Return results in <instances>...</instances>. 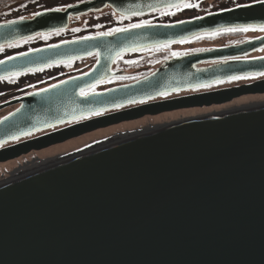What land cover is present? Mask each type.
<instances>
[{"label": "water", "instance_id": "1", "mask_svg": "<svg viewBox=\"0 0 264 264\" xmlns=\"http://www.w3.org/2000/svg\"><path fill=\"white\" fill-rule=\"evenodd\" d=\"M184 1L86 0L45 10L0 23V46L64 29L71 16L107 6L131 16ZM231 8L64 40L0 60L1 79L97 56L82 74L0 103V110L20 104L0 119V145L64 125L1 148L0 162L146 115L263 94L264 78L150 101L263 75L264 55H245L264 47V34L172 57L134 82L83 93L117 76L112 66L122 54L264 23L260 4ZM217 60L225 61L199 66ZM134 133L1 184L0 264H264V103Z\"/></svg>", "mask_w": 264, "mask_h": 264}, {"label": "rangeland", "instance_id": "2", "mask_svg": "<svg viewBox=\"0 0 264 264\" xmlns=\"http://www.w3.org/2000/svg\"><path fill=\"white\" fill-rule=\"evenodd\" d=\"M16 1V2H15ZM225 1L229 0H189L188 3L183 8H178L174 10H168L165 14L161 16L151 15L146 17L147 21L151 20H159V19H177L183 17H190L201 15L203 13L210 12L214 9H218L225 4ZM238 1H248V0H233V4ZM24 0H13V3L10 0H0V20L2 18H6L11 16L13 11L22 7ZM224 3V4H222ZM228 3L226 5H230ZM30 9V8H29ZM125 19L112 12L110 10H104L99 13L90 14L87 16H82L76 19L75 23L72 24L70 30L65 32H56L55 34H51L50 40L57 41L65 38H69L72 36V29L78 28L79 31L90 33L98 29L99 32H107L113 30L118 23H124ZM259 31L249 30L242 31L241 33H225L218 35H204L202 37L185 41L181 43H176L168 46L166 49L162 50H152L143 53H133L122 57L118 62H116L114 69L119 71L122 75L118 77L119 79H111L108 82H104L95 87V90L107 89L109 87L119 85L122 83H127L129 81H133L139 76L143 74L144 69L147 71L155 70L157 67L161 66L164 63V59H170L172 56H180L182 54L191 53L194 51H198L201 48H209L218 45H226L230 42H237L244 40L248 37H252L258 34ZM38 39L33 38L28 40L25 43L26 47H31L38 44ZM42 42V41H41ZM24 43L17 44L15 46L6 47L1 50L3 54L9 53L11 50H20L22 49L21 45ZM25 48V47H24ZM2 54V55H3ZM264 54V49L259 52L258 55ZM1 55V56H2ZM96 61V57H89L87 59L77 60L75 62L69 64H63L54 66L39 72H30L16 78L15 80H7L0 82V90L6 88L8 85L14 87L13 89L8 90L7 92H0V103L9 101L13 98L20 97L21 92H33L34 89L43 87L48 84H52L57 80L64 78L65 76L72 73H79L84 70H88ZM142 72V73H141ZM243 81H250V79H235L231 83H227L226 85L231 84H240ZM221 85H211L205 88L191 90L187 92H181L170 97L182 96L185 94H191L195 92H203L208 90H213L215 88L218 89ZM221 88V87H220ZM29 93V92H28ZM249 97L245 98L242 101H234L231 104L226 106L225 108L230 109L231 107H241L249 105L252 102H263L264 96L262 95H247ZM165 97H169L168 95ZM16 106H10L8 108L0 110V117L4 116L8 112L12 111ZM216 106H207V107H196V108H187L169 111V113H165L158 116H148L143 119H137L135 121L116 124L113 126H109L104 129H99L98 131H94L92 133H88L70 141H66L60 143V145L55 146L53 148L43 149L39 151H34L29 155L23 156L19 159H16L12 163H6L0 165V182L4 181L7 175H11V172L18 168L21 164L30 162V161H39L46 160L51 158L61 157L67 154H71L77 150H80L84 147L90 146L92 144H96L100 141L109 139L116 135H125L128 133H132L138 131L145 127L158 126L160 124L169 123L172 121L191 118L195 116H201L204 114H211L218 112L216 109L223 110L222 107Z\"/></svg>", "mask_w": 264, "mask_h": 264}, {"label": "flooded vegetation", "instance_id": "3", "mask_svg": "<svg viewBox=\"0 0 264 264\" xmlns=\"http://www.w3.org/2000/svg\"><path fill=\"white\" fill-rule=\"evenodd\" d=\"M7 1H8V0H7ZM10 1L13 3V0H10ZM46 1H55V0H24V3H23V5H22L21 8L15 10V12L13 11V13L11 14V16L6 17V18H2V19L0 20V23L7 22V21L18 20V19H21V17H23V19L31 18V17L35 16L36 14H38V13H40V12H42V11H45V10H51V9H64V8H66V7L69 6V5L76 4V3H79V2H82V1H86V0H77V1H73V2L68 3V4H66V5H63V6H61V7H48V8H45V7H46V4H45ZM188 1H189V0H186V1H184L183 3H181L180 5L175 6V7H165V8H161V9H158V10H154V11H152V12H150V13L142 14V15H131V16H125V15L119 14V13L116 12L113 8H111L110 6H107V7L103 8V9H101V10L90 11V12H87V13H84V14H80V15H77V16H71V17H70L69 25H68L66 28H64V29H59V30H55V31H51V32H45V33H44V32H40V33L34 34V35L30 36V37H27V38H24V39H21V40L15 41V42H13V43H8V44H4V45L0 46V60L4 59V58H6V57H9V56H11V55H14V54H18V53H21V52H25V51H28V50H31V49H35V48H38V47H42V46H45V45L55 44V43H58V42H61V41H64V40L75 39V38L84 37V36H93V35H97V34H101V33H114V32H116V31H115L116 29H124V28L130 27V26H132V25H134V24H144V23H169V22H174V21H179V20H184V19H188V18H192V17L199 16V15H196V16H190V17L177 18V19H173V20H171L172 18H170V19L151 20V21H147V20L145 19L146 17L151 16V15H154V14L157 15V16H161L162 14H165L168 10H174V9H178V8H179V9H180V8H183V7L186 6V4L188 3ZM15 2H16V1H15ZM251 2H253V0H248V1H238V2H235V4H233V3H234L233 0H229V1H225V4L222 3V4H224V5L221 6L220 8H218V9H214V10H212V11H210V12L218 11V10H222V9H226V8H231V7L236 6L237 4H247V3H251ZM228 3H231V4H230V5H226V4H228ZM29 5H30V6H29ZM33 6H34L35 9H39V10L33 11V12H31V13H24V14L21 15V17L13 18V15H14L15 13H19V12L21 11V9L24 10V8H25V9L27 10L28 7H33ZM104 10H110V11H112V12H115L116 14H118L119 16H121L122 18H124V19H125V22H124V23H118L115 27L112 28L113 30H111V31H107V32H99V31H97L98 29L96 28V30L93 31V32L83 34V33H85V32H82L81 30L79 31V29H78L77 27H76V28L73 27V29H72V36H71V37H69V38H65V39H62V40H57V41H56V40H55V41H51V40H50V37H49V36H50L51 34H55L56 32H65V31L70 30L72 24L75 23L76 19H78L79 17L87 16V15L94 14V13H99V12H102V11H104ZM207 13H208V12H207ZM203 14H205V13H203ZM203 14H201V15H203ZM256 31H259V33L256 34V35H254V36H252V37H248V38H246V39H244V40L237 41V42H230V43H228V44H226V45H218V46H213V47H209V48L224 47V46H229V45H237V44L243 43V42H245V41L251 40V39H253V38L259 37V36H261V35L264 34V31L259 30V28H257ZM241 32H242V31L226 32V31L221 30L219 33L216 32V33H214V34H206V35H218V34H225V33H241ZM202 36H204V35L201 34V35H199V36H196V37L191 38V39L186 40V41H190V40H193V39H196V38L202 37ZM33 38H40V39H38V44H36V45H34V46H31V47H26V45H25L24 42H26V41H28V40H31V39H33ZM41 41H42V42H41ZM184 42H185V41H184ZM21 43H24V44L21 45L22 49H20V50H11V51H9V53H6V54H3V53L1 52V50L4 49V48H6V47L15 46V45H17V44H21ZM180 43H181V42H180ZM172 44H176V43L165 44V45H163V46L154 47V48H148V49H144V50H140V51H135V52H131V53H125V54H122V55L118 56V57L115 59V61H114V63H113V66H112L113 71H114V72H117L118 75H117V76H114V77H111L110 79H108V80H106V81H103V82H101V83H98V84L94 85L92 88H90V89L87 90V91H84L83 93H88V92H91V91H98V90H95V87H96L97 85L102 84V83H104V82H108V81L111 80V79H115V78H116V79H119L118 77H120L122 74H121L119 71H116V70L114 69V66H115L116 62H118L122 57H124V56H126V55H129V54H133V53H143V52H148V51H152V50H153V51H154V50L156 51V50H158V49H159V50L166 49L168 46H170V45H172ZM24 47H25V48H24ZM209 48H201L200 50H205V49H209ZM263 49H264V47L261 48V49H259V50H256V51H254V52H251V53L245 55V57L248 58V57L263 56L264 54H262V55H258L259 52H260L261 50H263ZM200 50H198V51H200ZM194 52H197V51H194ZM191 53H192V52H191ZM2 54H3V55H2ZM187 54H188V53H187ZM1 55H2V56H1ZM182 55H183V54H182ZM91 57H96V60H97V56H96V55H93V56H91ZM172 57H176V56H172ZM86 59H87V58H86ZM81 60H82V59H81ZM166 60H168V59L165 58V59H164V62H165ZM75 61H77V60H75ZM75 61L64 62V63H60V64H57V65L48 66V67H46V68H44V69L37 70V71H28V72L23 73V74H18V75L8 76V77H5V78H1V79H0V82L7 81V80H10V79H11V80H15L16 78H19L20 76H22V75H24V74H27V73H30V72H39V71H42V70H45V69H48V68H51V67H54V66L63 65V64H69V63H72V62H75ZM223 61H225V60H217V61H211V62H204V63L199 64V66H206V65H210V64H214V63L223 62ZM95 62H96V61H95ZM93 65H94V64H93ZM93 65H92V66H93ZM92 66H91V67H92ZM91 67H90V68H91ZM90 68H89V69H90ZM157 68H158V67H157ZM157 68H156V69H157ZM89 69H88V70H89ZM156 69H155V70H156ZM88 70H84V71H81V72H79V73H72V74H69V75L65 76L64 78H62V79H60V80H57L56 82L61 81V80L65 79V78H68V77H71V76H76V75L82 74V73H84V72H86V71H88ZM155 70H149V71H147L146 69H144V70H142V71H144V72H143V74H142L141 76H139V77L136 78L135 80H133V81H129V82H127V83H131V82H134V81H136V80H138V79H140V78H143V77L149 75L150 73L154 72ZM141 73H142V72H141ZM240 78H241V79H245V78H248V79H249L250 77H240ZM240 78H239V79H240ZM262 78H264V74H263V75H260V76H253V77L251 78V81H252V79H253V80H256V79H262ZM233 80H235V79H229V80H226V81H223V82H217V83L214 84V85H215V86H216V85H221V86H220L221 88H226V87H232V86H237V85H241V84H247V83L251 82V81H243V83H240V84L226 85L227 83H231ZM56 82H54V83H56ZM127 83H122V84H127ZM52 84H53V83H52ZM122 84H119V85H122ZM49 85H51V84H48V85H45V86H43V87H40V88L34 89V91L39 90V89L44 88V87L49 86ZM115 86H118V85H115ZM10 87H12V86H9V85H8L6 88H4V89H6V90L2 91V90H3V89H2L0 92H7L8 90H10V89H7V88H10ZM112 87H114V86H112ZM220 87H218V89H220ZM13 88H14V87H12L11 89H13ZM109 88H111V87H109ZM107 89H108V88H107ZM215 89H217V88H215ZM102 90H105V89H102ZM193 90H197V89H193ZM190 91H191V90H190ZM28 92L30 93V91H28ZM28 92H21L20 94H22V96H23V95H25V94H28ZM184 92H187V91H184ZM177 93H181V92H177ZM177 93H176V94H177ZM195 93H198V92H195ZM191 94H193V93H191ZM184 95H185V93H184ZM165 96H167V95H165ZM165 96H162L160 99L168 98V97H165ZM170 96H171V95H169V97H170ZM138 104H140V103H138ZM88 117H89V116H88ZM88 117H85V118H88ZM0 118H1V117H0ZM85 118H83V119H85ZM68 124H69V123H68ZM65 125H66V124H65ZM62 126H64V125H62ZM62 126H58V127H55V128L49 129V131L54 130V129H57V128H60V127H62ZM42 133H45V132H42ZM42 133H39V134H42ZM39 134H35L34 136L39 135ZM70 140H71V139H70ZM70 140H68V141H70ZM65 143H66V142H65ZM57 145H58V144H56V146H57ZM59 145H60V144H59Z\"/></svg>", "mask_w": 264, "mask_h": 264}, {"label": "bare ground", "instance_id": "4", "mask_svg": "<svg viewBox=\"0 0 264 264\" xmlns=\"http://www.w3.org/2000/svg\"><path fill=\"white\" fill-rule=\"evenodd\" d=\"M216 33V32H215ZM209 34H214V33H209ZM209 49H211V48H209ZM206 50V49H205ZM200 51H202V50H200ZM31 71V70H30ZM28 72V71H27ZM26 73V72H25ZM23 74V73H22ZM253 76H260V75H251V76H240V77H250L249 79H250V81H251V78L253 77ZM257 80H260V79H256V80H253L252 79V81L251 82H249V83H253V82H255V81H257ZM249 83H247V84H249ZM216 84V83H215ZM214 85V84H213ZM242 85V84H241ZM237 86H239V85H237ZM233 87V86H232ZM203 89V88H205V87H200V88H197V89ZM186 91H190V90H186ZM204 92V91H203ZM31 93V92H30ZM174 94H176V93H172V94H168V96L169 95H174ZM185 95H187V94H185ZM249 95H253V96H255V95H262V96H264V93L262 94V93H260V94H249ZM163 96H165V95H163ZM21 97V96H20ZM162 96H160L159 98H157V99H154V100H150V101H155V100H164V99H160ZM176 97H178V96H176ZM247 97H249V96H247V95H243V96H240V97H237V98H234V99H232V100H230V101H228V102H225V103H222V104H213V105H211L212 107L213 106H216V107H222V109L223 110H218V109H216L218 112H216V113H211V114H204V115H201V116H195V117H202V116H205V115H213V114H218V113H225V112H227V111H230V110H234V109H237V108H239V107H231L230 109H228V108H225L226 106L228 107V105L229 104H231L232 102H234V101H242V100H245V98H247ZM16 98H19V97H16ZM171 98H173V97H168V98H165V99H171ZM13 99H15V98H13ZM248 99V98H247ZM12 100V99H11ZM264 103V101L263 102H261V103H259V102H252V103H250L249 105H246V106H244V107H247V106H254L255 104H263ZM19 103H16V104H13V106H16L14 109H16L17 107H19ZM8 107H10V106H8ZM8 107H6V108H8ZM204 107V106H203ZM205 107H207V106H205ZM216 107H214V108H216ZM243 106H241V108H242ZM192 108H196V107H192ZM5 109V108H4ZM13 109V110H14ZM182 109H187V108H182ZM12 110V111H13ZM178 110H180V109H178ZM174 111V110H173ZM11 112V111H10ZM10 112H8L7 114H9ZM165 113H169V111L168 112H163V113H160V114H156V115H146V116H144V117H142V118H139V119H143V118H145V117H148V116H158V115H162V114H165ZM7 114H5V115H7ZM4 115V116H5ZM4 116H2V117H4ZM1 117V118H2ZM195 117H191V118H195ZM0 118V119H1ZM186 119H190V118H185V119H180V120H176V121H172V122H169V123H174V122H178V121H182V120H186ZM137 120V119H136ZM131 121H135V120H131ZM131 121H126V122H131ZM126 122H122V123H126ZM121 124V123H120ZM168 123H165V124H160V125H158V126H152V127H145V128H142V129H140V130H138L139 132H136L137 134H141V133H148V132H150V131H153V130H155V128H159V127H161V126H163V125H167ZM102 129H104V128H102ZM99 130V129H98ZM98 130H95V131H98ZM101 130V129H100ZM42 132H45V133H47V132H49V129H47V130H43V131H40V132H37V133H34V134H31V135H29V136H26V137H21V138H18V139H15V140H13V141H8L7 143H5V144H2V145H0V149L1 148H3V147H6V146H9V145H13V144H16V143H20V142H22V141H24V140H26V139H30V138H34V137H37V136H40V135H43V134H45V133H42ZM94 132V131H93ZM39 133H42V134H39ZM90 133H92V132H90ZM132 133H134V132H132ZM136 133H134V135L136 134ZM35 134H39V135H36V136H34ZM129 134V133H128ZM85 135V134H84ZM127 134H125V135H116V136H113L109 141H104V142H98L97 144H92L90 147H89V149H87V150H83V151H80L79 153H77V154H72V155H64L63 157L61 156V157H57V158H51V159H46V160H39V161H30V162H27V163H24V164H21L18 168H16V169H14L12 172H11V175H7V177H5V179H4V181H2V182H0V185L1 184H4V183H7V182H9V181H13V180H15V179H17V178H19V177H21V176H23V175H25V174H28V173H30V172H33V171H36V170H39V169H41V168H44V167H46V166H49V165H52V164H54V163H57V162H60V161H62V160H65V159H68V158H71V157H73V156H76V155H79V154H81V153H84V152H86V151H89V150H92V149H94V148H97V147H99V146H102V145H105V144H109V143H113L114 141H118V140H121V139H123V138H126V137H128V136H130V135H127ZM59 145V144H58ZM57 145V146H58ZM56 145H52V146H50V147H48L47 149H49L50 148V150H51V148H53V147H55ZM41 150H43V149H41ZM34 151H39V150H33V151H30V152H28V153H26V154H23V155H21V156H19V157H16V158H12V159H9V160H6V161H2V162H0V165H2V164H6V163H12L13 161H15L16 159H19V158H21V157H23V156H26V155H29V154H31L32 152H34Z\"/></svg>", "mask_w": 264, "mask_h": 264}, {"label": "snow or ice", "instance_id": "5", "mask_svg": "<svg viewBox=\"0 0 264 264\" xmlns=\"http://www.w3.org/2000/svg\"><path fill=\"white\" fill-rule=\"evenodd\" d=\"M256 4H260L262 6H264V0H253V3L252 4H237L236 5V8L239 9V8H243V9H252L255 7ZM188 6V5H186ZM59 10V9H57ZM222 11H229V12H232V11H235V9H232V8H229V9H224ZM39 15V13L37 14ZM21 20H23V17H21ZM11 24H16L18 23V21H11L10 22ZM180 23H185V22H180ZM145 26H149L147 25L146 23L145 24H134L131 26L132 29H135V28H142V27H145ZM170 27H174V25H170ZM257 28H259V30L261 31H264V23H260L259 25H254V24H243V25H234V26H230V27H226L223 29V31H226V32H236V31H249V30H256ZM130 29H116L115 31L117 32H127L129 31ZM217 33H219L221 31V29H217L216 30ZM110 34V33H109ZM195 35H200L199 33H196ZM52 47H59V45H54ZM23 55H27L26 53L23 54ZM9 59H15V57H10ZM0 63H3V61H0ZM264 74V73H262ZM240 77H231V79H239ZM203 86H210V84H206V85H203ZM47 91V90H45Z\"/></svg>", "mask_w": 264, "mask_h": 264}, {"label": "trees", "instance_id": "6", "mask_svg": "<svg viewBox=\"0 0 264 264\" xmlns=\"http://www.w3.org/2000/svg\"><path fill=\"white\" fill-rule=\"evenodd\" d=\"M73 1H77V0H55V1H46L45 2V4H46V7L45 8H48V7H61L63 5H66L68 3H71ZM36 10H39V9H35L34 6L33 7H28L27 10L25 8H24V10L21 9V11L19 13H15L13 15V18L21 17V15L24 14V13H31V12L36 11ZM11 88L12 87L7 88V89H11ZM4 90H6V89H3L2 91H4Z\"/></svg>", "mask_w": 264, "mask_h": 264}]
</instances>
